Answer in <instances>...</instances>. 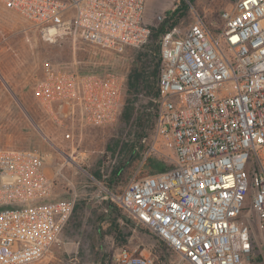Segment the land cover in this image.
Here are the masks:
<instances>
[{
    "label": "built area",
    "instance_id": "1",
    "mask_svg": "<svg viewBox=\"0 0 264 264\" xmlns=\"http://www.w3.org/2000/svg\"><path fill=\"white\" fill-rule=\"evenodd\" d=\"M173 1L171 11L189 4ZM221 1L216 33L193 12L185 29L173 26L159 39V114L148 151L166 146L170 164L106 194L188 264H264V0ZM0 4L51 42L67 37L119 53L150 35L145 0ZM125 82L120 71L44 65L34 97L71 152L52 164L38 149L0 147V264H37L59 245L76 194L57 197L58 180L69 163L86 173L73 156L83 129L117 119ZM112 260L154 264L125 248Z\"/></svg>",
    "mask_w": 264,
    "mask_h": 264
},
{
    "label": "rangeland",
    "instance_id": "2",
    "mask_svg": "<svg viewBox=\"0 0 264 264\" xmlns=\"http://www.w3.org/2000/svg\"><path fill=\"white\" fill-rule=\"evenodd\" d=\"M174 3L173 0H145L143 20L150 32L166 19L167 11L171 13L182 6L181 1L171 11ZM221 6V0L191 1L182 14L171 17L164 27L173 23L172 26L183 30L193 22L195 12L216 33L221 27L218 17ZM160 34L156 36L158 43ZM151 42L148 38L142 45L119 53L73 43L67 37L51 42L42 37L38 27L0 4V147L38 149L48 155L52 164L64 160L63 155L71 152L72 145L62 138L61 130L33 93L36 81L43 76L44 65L71 68L91 62L100 71L118 69L127 74L136 55L145 52V46ZM150 102L156 104L154 109L148 105ZM139 103L145 107L144 112L154 114L141 136L134 120L124 121L119 116L112 123L87 125L83 129L73 156L86 173H74L69 163L63 168L66 179H59L57 186V197L76 194L73 212L59 245L37 264H115L112 256L121 248L151 257L154 264H188L106 194V190L120 192L134 174L137 177L150 174L170 164L165 155L169 156L170 150L166 146L158 143L157 151H148L159 114L158 98H141ZM118 167L123 175L117 182L112 173Z\"/></svg>",
    "mask_w": 264,
    "mask_h": 264
},
{
    "label": "trees",
    "instance_id": "3",
    "mask_svg": "<svg viewBox=\"0 0 264 264\" xmlns=\"http://www.w3.org/2000/svg\"><path fill=\"white\" fill-rule=\"evenodd\" d=\"M188 1L191 2L194 0ZM187 4V2L182 1V6L180 8H177L171 13H169L168 11L166 12L168 15L166 19L161 22L158 28H151L152 32H150L149 38L152 40V42L145 46V52H140L136 55V57L132 61V66L129 72L126 74L125 97L118 116L124 121L134 120L137 123L136 131L140 136L143 135L144 129L149 126L150 122L152 121V115L154 114L150 111L144 112L143 110L145 107L142 106V109L139 101L141 98L156 99L159 97L158 73L160 67V46L157 39L158 37L156 36L158 33H161V36L164 32L170 30L173 27V23L168 27H164V25L171 19V17L177 18L179 14H182L180 12L183 10V8L187 9ZM85 64L86 65H84L83 67L75 68L81 73L105 72L103 70H98V66H96L95 63L87 62ZM112 71L119 70L113 69ZM148 105H150L152 109L156 107V104H154V102H150V104ZM129 156H132L130 152ZM165 167H163L162 169H164ZM112 175L114 177L113 179L118 182L123 175V171H121L120 167H118L113 171ZM161 242L163 241L161 240ZM163 243L166 244L165 242Z\"/></svg>",
    "mask_w": 264,
    "mask_h": 264
},
{
    "label": "bare ground",
    "instance_id": "4",
    "mask_svg": "<svg viewBox=\"0 0 264 264\" xmlns=\"http://www.w3.org/2000/svg\"><path fill=\"white\" fill-rule=\"evenodd\" d=\"M66 158H67V159H69V160H71V159H72V157H70L69 155H67V156H66Z\"/></svg>",
    "mask_w": 264,
    "mask_h": 264
},
{
    "label": "snow or ice",
    "instance_id": "5",
    "mask_svg": "<svg viewBox=\"0 0 264 264\" xmlns=\"http://www.w3.org/2000/svg\"><path fill=\"white\" fill-rule=\"evenodd\" d=\"M202 187H203V185H202Z\"/></svg>",
    "mask_w": 264,
    "mask_h": 264
}]
</instances>
